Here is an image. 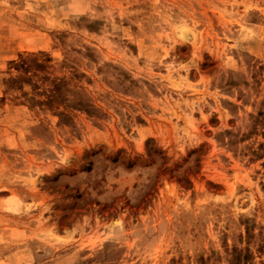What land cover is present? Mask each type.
<instances>
[{
  "label": "rangeland",
  "instance_id": "rangeland-1",
  "mask_svg": "<svg viewBox=\"0 0 264 264\" xmlns=\"http://www.w3.org/2000/svg\"><path fill=\"white\" fill-rule=\"evenodd\" d=\"M0 264H264V0H0Z\"/></svg>",
  "mask_w": 264,
  "mask_h": 264
},
{
  "label": "trees",
  "instance_id": "trees-1",
  "mask_svg": "<svg viewBox=\"0 0 264 264\" xmlns=\"http://www.w3.org/2000/svg\"><path fill=\"white\" fill-rule=\"evenodd\" d=\"M32 62L34 63L35 61L33 60ZM49 103H51V102H49Z\"/></svg>",
  "mask_w": 264,
  "mask_h": 264
}]
</instances>
